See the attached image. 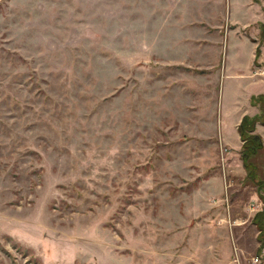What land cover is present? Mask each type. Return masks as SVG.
I'll return each mask as SVG.
<instances>
[{
    "label": "rangeland",
    "instance_id": "rangeland-1",
    "mask_svg": "<svg viewBox=\"0 0 264 264\" xmlns=\"http://www.w3.org/2000/svg\"><path fill=\"white\" fill-rule=\"evenodd\" d=\"M182 2L0 0V264H264L262 204L216 131L252 87L239 37L261 49L264 33L171 63L161 34Z\"/></svg>",
    "mask_w": 264,
    "mask_h": 264
},
{
    "label": "crops",
    "instance_id": "crops-1",
    "mask_svg": "<svg viewBox=\"0 0 264 264\" xmlns=\"http://www.w3.org/2000/svg\"><path fill=\"white\" fill-rule=\"evenodd\" d=\"M182 3L184 4L183 9L185 11L183 22L180 23V17L177 12H175L174 16L168 15L171 17H169L167 25L165 26V34H161V47H165L166 51L169 53L175 52L174 56H176V59L170 60L171 63L182 64L189 62L188 64L192 66L195 64L202 66L201 63L204 64L203 61L197 59V56H199L201 51H205L209 47H218L220 50L225 36L228 37L232 32H236L237 35V32L244 30L252 24L259 23L261 24V28L264 27V0H259L258 2H255V0H246L244 3L241 2V0L239 1V10L244 13L251 14L253 17V22H251L249 26L248 23H241L240 26L236 21L231 20V0H183ZM212 6L217 10V18L221 19L220 24L215 27L206 23V11H208ZM222 20L224 22H222ZM228 20L229 22L227 24ZM191 21L195 22L193 27L189 24ZM185 23H187V25H185ZM221 23H223V25H221ZM239 38H243V40H246L251 45L248 58L249 70L245 76L250 79L252 87L247 89L245 97H239V95L244 93L242 91H246V89L243 90L240 83L237 84V97L232 105L233 115L231 118H229V116L225 119L220 118L218 120L216 131L219 133L221 142L228 144L229 146H239L241 149L242 142L239 138L237 128L244 116L252 117L258 114V108L252 106L250 100L254 96L264 94V76L253 74L252 70L253 63L255 61L257 44L253 43L246 37ZM179 55L182 56L179 58ZM257 61L259 65H261L260 67H262L264 64V43L260 49V55ZM218 69L220 70V74L223 71L224 77L232 76L235 77L236 80V77L242 76L240 72H236V70L230 72V75H226V67L225 65L222 66V64ZM197 89L196 99L198 97V93L200 92V88L197 87ZM196 106L199 110L200 105L198 102L196 103ZM259 128L261 127L257 125V134H259ZM259 136H261V134H259Z\"/></svg>",
    "mask_w": 264,
    "mask_h": 264
},
{
    "label": "trees",
    "instance_id": "trees-1",
    "mask_svg": "<svg viewBox=\"0 0 264 264\" xmlns=\"http://www.w3.org/2000/svg\"><path fill=\"white\" fill-rule=\"evenodd\" d=\"M255 2H258V0H255ZM261 29V32L264 33V27ZM261 43H259L255 51L256 65H258L257 60L260 55ZM250 103L252 106L257 107L259 112L252 117L244 116L238 125L237 131L242 142L240 157L246 174L245 180L255 188L257 197L262 204L261 209L251 219V223L257 230V255H260L264 249V174L253 160L264 152L262 138L256 133V126L264 125V94L252 97Z\"/></svg>",
    "mask_w": 264,
    "mask_h": 264
}]
</instances>
